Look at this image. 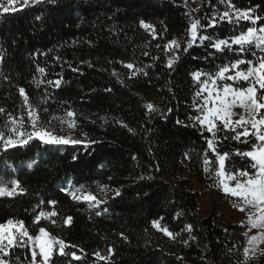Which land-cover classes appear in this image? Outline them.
<instances>
[{"label":"trees","instance_id":"1","mask_svg":"<svg viewBox=\"0 0 264 264\" xmlns=\"http://www.w3.org/2000/svg\"><path fill=\"white\" fill-rule=\"evenodd\" d=\"M194 1L199 4L197 9L192 8ZM232 3L241 9L253 8L256 15L264 17V0ZM216 10H224L220 0H187V6L184 0H44L0 14V55L4 57L0 61V107L18 114L22 104L18 89L23 87L31 103L49 109V113H42L45 119L72 110L77 114L75 132L81 137V133H87L89 139L97 141L87 148L46 145L38 140L7 152L0 148V184L10 187V182L18 179L25 190L14 198H0V222L8 218L23 220L32 234L42 226L68 244L83 248L87 255L72 264L229 263L231 254L237 252L233 239L241 228L217 225L216 212L202 218L199 192L191 186L196 179L206 190L212 178L205 173L203 162L205 137L210 134L202 135L188 119L196 115L192 107L196 85L190 73L215 72L217 65L237 57L256 58L251 52L238 53L235 46L233 51L216 52L205 42L203 46L197 43L187 53L181 50L179 61L168 69L163 52V45L172 38H187L186 13L206 23L205 18ZM141 19L155 26L159 39L153 40L139 27ZM261 25L264 20L257 23V27ZM251 26L241 22L240 28L233 29L224 22L204 34L226 38ZM253 50L257 56L264 54ZM81 61H90L93 67ZM120 61L133 62L148 75L129 79L130 71ZM39 68L45 72L40 73ZM113 69L118 77L112 75ZM61 77L59 88L46 83ZM44 99L47 103L41 104ZM145 102L159 106L161 113L148 115ZM5 120L6 116L0 114V127ZM177 120L183 123L177 124ZM119 121L128 127H122ZM225 135L224 131L218 134V149L232 153L226 167L248 168L247 159L236 156L235 151L250 150L254 140L244 144L225 140ZM208 155L215 159L211 152ZM33 160L36 163L29 168ZM67 185H85L87 191L107 203L92 210L87 203L74 201L61 191L68 189ZM103 185H108L106 195L100 192ZM115 189L120 190V196L114 195ZM50 200L57 201V225L43 219L34 225L33 219L41 209L53 210L47 203ZM103 208L108 211L97 216L95 213ZM68 216L73 218L71 224L63 225ZM153 220L179 233V238L166 237L152 227ZM188 224L193 226L191 232L185 230ZM109 247L114 252L111 259L97 261L93 253L107 255ZM15 255L30 254L19 249ZM53 259L55 264H68L71 258L54 255ZM249 264H264V254Z\"/></svg>","mask_w":264,"mask_h":264},{"label":"snow or ice","instance_id":"2","mask_svg":"<svg viewBox=\"0 0 264 264\" xmlns=\"http://www.w3.org/2000/svg\"><path fill=\"white\" fill-rule=\"evenodd\" d=\"M44 0H0V14L16 12L19 8L27 7L32 4H39ZM49 3H55V0H47ZM187 6V0H184ZM224 5V10H216L210 18H205L206 23H202L200 18L193 17L190 13L189 24L186 29V39L172 38L163 45V52L167 57L165 67L172 69L180 59V51L187 53L194 45H205L215 49L216 52L233 51L234 46L238 53L243 54L251 52L256 59L235 58L228 63L216 66L215 72H205L195 70L190 73L196 91L193 94L192 107L196 115H190L188 119L192 122L191 126L210 135L205 137L207 151L204 156V171L214 180V186L219 188L227 197L238 198V202L233 207L242 213H246L247 231L243 235L247 239V246L243 249L242 264H249V261L256 256L257 251L264 254V249L260 248L264 244V56H257L253 49H259L264 52V25L257 27V23L264 20V17L255 14L253 8L241 9L232 3V0H220ZM40 19V17H37ZM227 22L233 26V29L241 27V22H249L252 26L246 30L239 31L238 34L226 38L204 34L207 29H215L218 24ZM139 27L148 32L153 40L159 39V34L154 25L141 19ZM165 31L167 29L165 28ZM157 48L161 45L157 44ZM149 53L145 52L144 55ZM4 59L0 55V61ZM57 60L60 57H56ZM159 59V57H153ZM93 67L90 61H81ZM109 63H112L109 61ZM123 67L130 71L129 79L138 75L147 76L148 73L142 67H137L135 63H124L120 61ZM44 73V68L38 69ZM79 71L78 68L72 69ZM113 76H119V73L113 69ZM231 81V83H228ZM45 81H40L44 83ZM123 84V81H118ZM47 84L59 88L62 83V77L56 80H48ZM246 84L247 86H243ZM22 98L21 111L14 115L0 107V114L6 116V120L0 127V148L7 152L10 148L18 145L27 144L29 141L38 140L46 145L75 146L81 145L85 148L97 143L87 137V133H81L82 139H77L72 132L78 129L76 113L72 110H66L64 116L49 115L47 119L42 113H49L47 107H41L30 102V98L23 87L18 89ZM111 91V89H106ZM47 100L41 101L46 104ZM144 108L148 115L161 113L159 106L152 102H145ZM241 109L236 112L234 109ZM171 111V109H168ZM101 119H105L101 117ZM56 122V123H54ZM122 127H128L123 121H119ZM177 124H182L180 120ZM129 132L133 129L129 128ZM224 131L226 135L223 139H232L240 143L249 144L250 150L241 151L237 149L235 155L244 157L249 163L248 168L229 169L226 167V161H229L232 153L218 149V134ZM58 132H66L65 135H59ZM227 133H233L229 136ZM211 152L215 159H210L208 153ZM77 160V156H72ZM36 163L31 161L27 166L31 168ZM143 177H141L142 179ZM111 179V177H109ZM11 186L0 184V198H14L16 195L23 194L24 189L20 181L12 180ZM108 185L100 186V192L105 193ZM72 200L77 202H87L89 208H98L101 204L107 203L106 199H98L96 195L85 189V185L75 187L74 190L62 188ZM115 196H120L119 189L114 190ZM43 203V202H41ZM53 210L45 211L41 209L34 217L33 224L39 225L41 220L49 221L52 225H57L58 221L54 219L59 214L54 206L57 201L47 202ZM39 207V205L37 206ZM107 208L102 212L106 213ZM97 211V216L102 214ZM73 218L68 216L63 219V225H70ZM152 227L162 232L166 237L172 240L179 238V233H174L160 220H153ZM255 234L249 235L252 230ZM185 230L191 232L193 226L188 224ZM127 239L126 237H124ZM183 243L188 244L187 240ZM78 249V251H67V249ZM19 249H24L30 255L19 256L15 253ZM78 252L80 254H78ZM114 254L113 249H107V255L100 251L93 253L97 261H109ZM55 264L54 255L59 257H70L68 264L73 261H81L87 255L83 248L77 245H70L64 239L53 235L45 227H39L36 234L30 233L23 220L8 218L0 222V264ZM182 259V257H178Z\"/></svg>","mask_w":264,"mask_h":264},{"label":"rangeland","instance_id":"3","mask_svg":"<svg viewBox=\"0 0 264 264\" xmlns=\"http://www.w3.org/2000/svg\"><path fill=\"white\" fill-rule=\"evenodd\" d=\"M198 5H199L198 2L194 1L192 4V8L197 9ZM262 56H264V54ZM228 83H231V81H228ZM234 111L240 112L242 110L237 108L234 109ZM65 134L67 133L65 132L64 134H59V135H65ZM72 135L77 139L83 138L75 131L72 132ZM191 186L193 187L194 191L199 192V196H198L199 215H201L202 218H207L209 217V215H212V213L216 212L218 214V218L216 219L217 225L224 226L225 224H232V225L240 226L241 232L233 239L234 242H237L238 245L237 252L234 255L231 254L232 260L229 263H225V264H242V261L244 259L243 249L245 246H247V239L243 235V233L247 231V227H246L247 217H246V213H242L233 207V204L238 202V198L225 196L222 193V191L219 190V188L214 186L213 179L212 181L209 182L208 184L209 187L206 190L202 189V186H200L199 182L196 179L192 181ZM67 187L69 190H74V188H71L70 185H67ZM104 195L106 194L104 193ZM102 205L103 204H101L100 206ZM91 209L95 210V208H91ZM99 211L102 212V209H100ZM255 232L256 230L254 229L252 230L251 233H249V235L255 234ZM260 248L264 249V244H261ZM260 255L262 254L259 251H257L256 256L253 257L250 261H254V259L260 257Z\"/></svg>","mask_w":264,"mask_h":264}]
</instances>
